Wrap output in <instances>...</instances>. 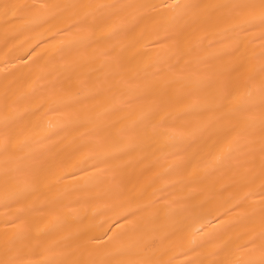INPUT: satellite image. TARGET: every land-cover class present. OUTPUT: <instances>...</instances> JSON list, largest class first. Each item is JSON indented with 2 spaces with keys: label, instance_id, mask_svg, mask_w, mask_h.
<instances>
[{
  "label": "bare ground",
  "instance_id": "obj_1",
  "mask_svg": "<svg viewBox=\"0 0 264 264\" xmlns=\"http://www.w3.org/2000/svg\"><path fill=\"white\" fill-rule=\"evenodd\" d=\"M23 2L25 0H0V105H3L6 96L11 101L35 90L38 96L34 102L25 99L20 104L22 109L33 107L45 98L39 92L47 87L49 80L59 79L66 82L73 96L99 94L96 100L83 106L81 118L88 123L74 133L76 145L97 144V138L90 133L101 120L119 121L113 129L112 140L106 145H98L99 151L112 152L119 157L115 162L119 167L115 171L103 164L93 167L99 159H89L84 164L87 170L80 172L77 166L83 154L69 157L75 147L71 145V138L60 145L58 150L66 148L61 159H67L55 167L46 188V199L62 214L70 217L79 214V218L70 220L71 229L61 227L51 237H44L41 231L34 230L33 250L26 259L42 261L48 255L44 247L67 235L68 231L75 234V243L80 245L78 248L74 245L72 259L84 262L103 259L106 253L128 243L129 224L122 218L131 212L138 213L133 218L140 229L137 237L145 245L155 242V247H149L145 256L165 264L169 261L183 264L187 259L194 258L185 257L182 252L197 229L207 226L209 221L215 226L217 217L235 225L229 232L234 246L244 245L258 236L262 225L259 221L249 223L244 215L261 199L258 192L264 155L260 153L258 137L252 154H239L228 169L215 170L211 167L209 154L214 149L212 145L207 146L203 160L189 170L188 180L191 183H185L177 176L161 179L167 175L173 160L153 138L151 127L135 135L121 134V129L139 122L150 107L159 105L161 99L169 101L173 107L160 111L153 123L174 117L176 109L190 102L188 94L206 88L210 80L230 78L232 87L241 91L251 86L250 78L257 75L260 66L258 57L264 51V41L258 38V31H253L247 35L250 43H246L240 53L235 56L223 54V50L231 44L224 29L233 22L211 6L228 0H181L182 3L201 5L198 12L188 18L189 27L181 55L176 54L172 41L164 42L163 26L170 13L128 9L129 18L146 14L151 19L142 23L125 41L123 66L117 63L114 55L105 54L104 45L88 47L82 43L78 55L71 59L63 58L58 49L77 41L82 34L75 30L55 37L53 34L70 23L74 12L79 10H70L62 21L44 24L36 19L35 13L21 12L13 7ZM102 2L106 0H49V3L59 4ZM122 2L160 5L170 0ZM221 72L230 73V77H220ZM259 82L257 77L254 83L258 85ZM148 83H153L160 94L153 95L143 108L129 106V99L142 93ZM200 99L211 102L212 96L201 92ZM118 108L124 110L111 115ZM36 122L40 124L38 131L43 132L49 126H55L57 117L55 114L43 119L38 116ZM227 124L226 121V132ZM7 159L0 155V168ZM73 170L76 175L60 179ZM41 203H44L43 199ZM240 203H244L243 208L236 207ZM232 209L235 211H230ZM15 211L0 207V261L15 257V253L7 252L12 230L5 225V220L10 219ZM225 213L229 215L225 216ZM42 215L34 213L30 217L39 229H44L52 219L47 216L41 220ZM109 228L111 232L108 236L114 239L111 244H106L105 232ZM172 233L176 235L172 236ZM96 238L102 239L97 241Z\"/></svg>",
  "mask_w": 264,
  "mask_h": 264
},
{
  "label": "snow or ice",
  "instance_id": "obj_2",
  "mask_svg": "<svg viewBox=\"0 0 264 264\" xmlns=\"http://www.w3.org/2000/svg\"><path fill=\"white\" fill-rule=\"evenodd\" d=\"M13 7L21 12L35 13L36 19L44 24L62 21L70 10H79L74 12L70 23L62 29L58 28L53 34L55 37L73 30L82 34L77 41L62 45L58 49L59 55L71 59L78 55L82 43H86L88 47L94 44L104 45L105 54L114 55L117 63L123 66L125 41L134 35L142 23L151 19L146 14H137L129 18L128 9L139 8L146 13L164 10L170 13L166 16L163 26L164 42L172 41L176 54L181 55L189 27L188 18L190 14H196L201 5L182 3L181 0H170L160 5L151 3L134 5L123 3L122 0L79 4L25 0ZM211 7L223 12L225 19L233 22L230 27L224 29V33L231 41L228 49L223 50L224 55L235 56L240 53L246 47V43H250L247 41L250 32L258 31V38L264 41V0H228ZM258 59L260 66L257 75L250 78L251 86L243 91L232 87L230 78L210 80L206 88L196 89L188 94L190 102L176 109L174 117L153 123L160 111L173 107L169 101L161 99L159 105L150 107L139 122H133L131 127L121 129V134L135 135L151 127L153 138L173 160L167 175L161 177L164 180L170 176H177L181 178V182L191 183V180H188L189 170L203 160L205 148L209 145L214 149L209 155L211 167L215 170L230 168L239 154L251 155L257 137L260 153L264 155V51L260 53ZM225 75L230 77V73H219L220 77ZM257 77L260 80L258 85L254 83ZM201 92L211 95V102L201 100ZM159 94L155 85L148 83L142 93L135 94L129 99L128 105L143 108L146 101ZM39 95L45 98L33 107L22 109L20 104L25 99H29L30 103L34 102L38 96L35 90L11 101L6 96L3 105H0V155L8 158L0 168V207L16 210L10 219L5 220L6 227L12 230V237L7 241V252L15 253V257L0 261V264H165L163 261L145 256L149 247H155V242L150 246L145 245L137 237L140 229L133 220L138 215L137 212H131L122 218L129 224L128 243L106 253L103 259L88 262L72 259L74 245L77 248L80 245L75 243L77 237L71 231L44 247L48 255L42 261L25 258L33 250L34 230L41 231L44 237H51L57 234L61 227L71 229L73 225L70 220L79 218V214L73 217L62 214L60 209L52 207L46 199L48 195L46 188L55 167L62 165L67 159V157L61 159L66 148L58 150L60 145L71 138V145L75 147L69 157L83 154L77 166L80 172L87 170L84 164L89 159H99V163L93 167L98 168L103 164L113 171L119 167L115 163L119 159L118 156L112 152L98 150V145H106L112 140L113 129L119 121L104 119L97 123L90 133L97 138V144H75L74 133L79 132L80 128L87 126L88 123L81 118L83 106L96 100L98 93L85 97L73 96L66 82L57 79L49 80L47 87L40 90ZM123 110L114 109L111 115ZM53 114L57 117L55 126H49L43 132H39L40 124L36 122V118L39 116L43 119ZM261 169L258 192L261 199L258 205L244 213L249 223L259 221L262 225L258 236L244 245L234 246L229 232L235 225L223 217H217L215 226L209 221L207 226L202 225L197 229L196 234L189 240L188 247L182 255L194 258L187 259L183 264H264V160L261 162ZM74 175L75 170L66 173L60 179ZM42 199L44 203H41ZM236 207L243 208L244 203ZM34 213L43 214L41 220L47 216H51L52 219L44 229H39L30 220ZM224 215L227 216L229 213ZM108 232H111V228L105 232L106 244H111L114 238L108 236ZM175 235L176 233H172V236ZM96 239L99 241L102 238ZM167 264L172 262L169 261Z\"/></svg>",
  "mask_w": 264,
  "mask_h": 264
}]
</instances>
